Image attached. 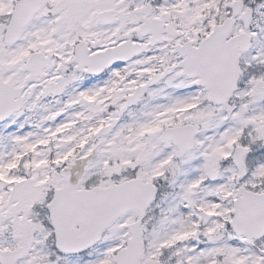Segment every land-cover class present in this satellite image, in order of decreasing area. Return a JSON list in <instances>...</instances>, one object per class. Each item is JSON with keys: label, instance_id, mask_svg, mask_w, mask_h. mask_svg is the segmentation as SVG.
Here are the masks:
<instances>
[{"label": "snow or ice", "instance_id": "1", "mask_svg": "<svg viewBox=\"0 0 264 264\" xmlns=\"http://www.w3.org/2000/svg\"><path fill=\"white\" fill-rule=\"evenodd\" d=\"M0 264H264V0H0Z\"/></svg>", "mask_w": 264, "mask_h": 264}]
</instances>
